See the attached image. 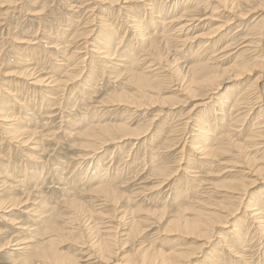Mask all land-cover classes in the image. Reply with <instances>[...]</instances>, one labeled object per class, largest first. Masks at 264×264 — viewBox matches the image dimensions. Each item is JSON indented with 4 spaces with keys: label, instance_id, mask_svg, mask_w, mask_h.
Masks as SVG:
<instances>
[{
    "label": "rangeland",
    "instance_id": "374dc122",
    "mask_svg": "<svg viewBox=\"0 0 264 264\" xmlns=\"http://www.w3.org/2000/svg\"><path fill=\"white\" fill-rule=\"evenodd\" d=\"M159 2H167L165 8H171L169 14H161L168 21L180 18L179 22L184 23L181 21L184 17L180 16L186 10H190L202 20L194 23L193 29L185 31L182 39L187 38L189 42L183 51L177 41H174L168 49L169 56L161 64L155 63L153 66L150 63L152 60H144L141 57L142 45L145 42L135 39L133 27H128V22H131L130 26L136 23L129 15L135 20H143L142 24L147 32L159 25V19L152 18L150 10L142 6L141 0H129L127 4H122L120 0L119 5H113L110 0H0V115L2 108L10 115L7 121L0 117V126L5 124V127H0V182L8 180L9 183H14L12 187L0 191V207L7 210L0 211V264H75L55 261L43 263L41 260L32 259L28 251L16 253L13 251L16 248L14 243L8 244V241L13 239L20 242H39L41 234L46 230L45 225L37 220L42 217V212L52 213L56 218V224L63 230L56 238L55 246L68 258L77 260L76 264H127L132 260L138 262L143 254L162 257L172 253L194 251L193 259L190 258L185 264H208L209 260L210 264H240L235 257L240 251V245L235 242L237 238L234 239L233 228L242 226L243 233H246L248 228L254 225L250 217L245 219V215L250 213V209L252 211L260 207L259 203H264V183L251 189L250 195L245 196V203L251 201V205L256 207L247 209L245 203L242 204L237 218L231 219L220 229L222 235H215L205 246V237L200 233L192 230L173 233L167 232V228L173 219H194L195 209L214 211L213 205H197L198 198L205 200L207 204L231 203L227 198L230 194L224 190L234 182H248L252 176L245 173H250L256 165H264V152L257 149V146L245 152L251 154L250 160L234 158L231 149L225 156L210 162L208 166L200 165L190 143L194 132L201 133L197 130L209 128L214 131L229 126L231 106L240 97L243 98L241 109L233 115H238V122L234 124V131L231 132L233 135L230 136L234 144L247 146L245 140L249 130L257 120L259 108L264 107V93L262 99H258L259 90L253 88L250 90L252 93L247 91L249 84L259 75L258 71L238 80L226 83L222 80H226L230 67L236 61L254 60L256 54L264 58V45L251 44L257 41L254 38H258L256 33L262 29L264 31L263 7L258 2L241 5L239 1L238 12H243L244 16L238 20L236 13L229 7L233 0L213 1V8H205L202 0H178L174 7L172 5L175 0ZM216 6H219V10L213 12ZM157 10L160 8L157 7ZM104 20H108L116 31V36L112 30L107 33L108 36L114 33L109 46L113 48L114 41L117 42L122 37L120 49L128 50L127 45L131 43L137 56L133 58L136 60L134 65L122 67L120 63L123 62L118 61L119 56L124 54L118 51L115 56L117 58L107 60L110 65L117 62L120 66L108 65L104 70L101 57L92 53V49H96L92 44L98 46L96 41L101 30L99 26ZM219 27L220 32L213 40L214 46L209 50L200 49L198 36H201L202 40ZM101 41L102 44L108 43ZM229 43L232 46L220 55L222 57L225 54L219 64L221 68L217 69L219 74L225 76L217 82L221 89L214 94L213 103L205 106L197 115L199 110L196 111L195 102L181 91L186 86V80L174 73L178 68L186 69V65L193 61L203 60L216 46L222 49ZM246 45H253L254 48L248 50L249 48L244 47ZM221 49L219 53L222 52ZM174 57L175 63L167 61ZM69 58L76 61L71 67H75L73 75H78L82 69L85 70L79 75V80L73 81L75 83H71L66 89L62 85L55 87V83L48 85V79H63L64 72L61 73L59 65L73 64L68 61ZM84 58L85 60H82ZM90 69L95 70L90 74ZM102 71L105 72L104 77L100 75ZM129 71L146 74L147 83L156 86L163 97H168L171 102L148 104L136 109L117 105L112 95L124 92L136 94V88L128 82ZM88 75L97 76L92 81V86L84 85ZM41 79L43 81H39ZM84 86L88 87L87 90L83 89ZM217 112H221V115ZM263 117L262 114L261 122H264ZM98 123H126L132 131L139 132L142 136L119 143L122 146L126 144L121 147L122 152L116 150L120 148L117 143L115 145L114 142H109L99 148L93 163L89 162V169V163L78 168L77 158L85 150L87 134H93L91 128ZM6 129L11 133L17 131L18 134L21 131L20 140L27 136H31V139L25 144H21L20 140L12 141L6 136ZM33 130L36 133L32 132ZM115 134L121 136L123 133ZM185 136H188L187 140ZM126 153L130 154L127 159L124 157L128 156ZM151 158L156 159V163ZM124 159L129 160L128 170V163H125ZM103 166H109L111 178L115 177L113 169L116 167L124 173L122 180L110 184L120 193V199L114 206L103 205L93 197L92 189L96 185L91 180L98 176V171L102 172ZM150 166H157L155 171L159 168L166 169L168 173H173L175 178L159 187L157 185L160 179L155 172L152 173L154 168L151 170ZM194 168H198V174L192 173V176L196 175V180L188 174L189 171H194ZM103 194L102 192L98 196ZM36 202H39V206ZM72 203L82 204L86 211L74 216ZM8 208L13 209L8 211ZM3 218H8V221ZM45 220L41 219L43 222ZM132 221L139 223L135 232L132 231ZM19 226L25 229H16ZM109 229H112L110 234L115 236L112 246L114 254L105 262L100 257L99 248L94 245L110 235L107 232ZM31 230H34V233L30 235L28 233ZM250 230L255 232V227ZM68 231L73 234H68ZM258 237L249 243L250 249L246 248L247 253L244 255L249 258L248 264H257L258 253L264 252L263 238ZM47 238L49 237L46 236ZM30 255L31 260L28 259L27 262Z\"/></svg>",
    "mask_w": 264,
    "mask_h": 264
},
{
    "label": "bare ground",
    "instance_id": "6f19581e",
    "mask_svg": "<svg viewBox=\"0 0 264 264\" xmlns=\"http://www.w3.org/2000/svg\"><path fill=\"white\" fill-rule=\"evenodd\" d=\"M110 1L112 3H114L113 5H115V4L119 5V2H120V0H110ZM128 1L129 0H124V1L122 0V4H127ZM141 1L143 2L142 6L144 8L146 7L147 10H150V14H151V16H153L152 18L159 19V21H158L159 25L154 26L153 27L154 29L152 31L147 32L146 31L147 29L144 28V25L142 24L144 22L143 20L142 21H138L137 19L135 20L133 16L129 15L130 19L136 23H134L133 26H130L131 22H128L129 23L128 27H133V29H134L133 32H135L134 35H136L135 39L142 40L143 42H145V44L142 45L143 55L141 57L144 58V60L145 59L152 60L150 62L152 65L153 64L156 65L157 63L161 64V62L169 56L170 53H169L168 49H170L171 44L174 41H177V44L182 48L181 51H183L187 47L189 40L187 38L182 39V37H184L185 31H189L191 28L193 29L195 27L194 23H196L197 21H201L202 19L199 16H196V15L194 16L190 10H186L180 16V17H184V18H182L183 20H181V21H184V23L179 22L180 18H177V19L174 18L173 20L168 21L167 19H164V15L163 16L161 15L162 12H165L164 14H167V13L169 14V12H170V9H171L170 6L165 8L167 2L166 3L165 2L160 3L159 2L160 0H141ZM165 1H167V0H165ZM177 1L175 0V2L172 5L173 7L178 3ZM213 1H216V0H202L203 6H205V8H213L215 6L214 4L211 3ZM239 1L241 2L240 3L241 5L242 4L247 5V4H252V3L258 2V3H260V6L263 7V12H264V0H233V2H231V5L229 7H230L231 11H234V13H236V17L238 18V20L242 19L244 16L243 12L242 13L238 12L239 6H237V5H238ZM137 7H139V6H137ZM157 7L160 8V10H157ZM119 8H120V6H119ZM124 8H128V7L126 6ZM216 9L219 10V6H218V8L216 6L212 11L214 12ZM232 15H233V13H232ZM144 17H145V15H144ZM233 19H234V17H233ZM92 23H94V22H92ZM125 23H127V22H125ZM97 24H95V25H97ZM224 25L225 24H223V26ZM99 28L101 30L99 31V35L97 36L98 40L96 41V45H98V46H95V44H92L93 48H96V49H92L93 50L92 53H96L101 57L100 60H102L103 67H105L104 70H106V68L109 66L117 67V66H120L122 64L121 66L125 67V66L134 65L136 60H134L133 58H134V56L135 57H137V56H136V53L132 50L133 45L131 43L129 45H127L128 50H125V51H123L124 49H120L119 46L121 45V43L123 41V39H122L123 37H122L121 39H118L117 42L114 41L115 44H114V46H112L113 48H111V46H109V44L111 45L110 42L112 41V38L114 37V35H113L114 33L116 36L115 28L113 27V25L111 23L110 24L108 23V20H104V21L100 22ZM220 29L221 28L219 27L217 30L212 31L209 35L204 36L202 38V40H200L201 36H198L199 38H197V43H198V45H200V49H206V50L208 49L209 50L210 48H212L214 46L213 40L215 39L217 34L220 32L219 31ZM110 30H112L114 33H111L110 34L111 36H108L107 33H110L109 32ZM79 31H80V29H79ZM125 33H126V31H125ZM124 35H126V34H124ZM256 35H258V38L257 37H254V38L257 41L251 42V44H255V45L257 44V46L259 44L264 45V31H263V29L259 33H256ZM247 36L249 37L250 35L247 34ZM101 40H104L108 43L106 44L103 42L104 44H102ZM250 45H248V46L246 45L244 47H247V48H249L248 50H251L252 48H254V46L253 45L250 46ZM231 46L232 45L230 43L222 49L219 48L218 46H216V48H214V50L212 52H210V55L207 56L206 58H204L203 60L200 59L197 61H193L192 63H190V65L189 64L186 65V67H185L186 69H184V67H182L181 69L178 68L174 73L176 76H178V77L182 76L184 78L183 80H186V86L183 87L181 91L185 96H187L189 99H191L192 101L195 102L194 107L196 108V111L199 110L197 115H199L201 113L202 109L205 106H208V105L213 103L214 100H212V99L213 98L215 99L214 94H216L221 89L220 85H218L217 82L219 79L225 78V76L219 74V71L217 69L221 68V65H219V64H220V62H222V57H224L225 54L222 57H220V55L222 53H225L223 51L224 50L226 51V49L230 48ZM257 46L255 48H257ZM220 49L222 52L219 53ZM118 51H122V53L124 54V55L119 56V61H118V62H123V63H120V65H117L118 63L116 62L115 64L112 63L110 65V62H108L107 59L111 60V59L117 58L115 56H116V54H118ZM256 51H257V49H256ZM71 59L68 61L71 62L72 60H74V58L72 60ZM76 59H78V58H76ZM170 59L171 58H169L167 61L170 63L176 62V57H174L171 61H170ZM82 60H85V58ZM72 62H73V64L72 63L71 64L61 63L59 65V68H61V73L64 72V73H62L63 79L62 80L56 79L55 81H51V79H48L50 81L48 83V85L55 83V85H56L55 87L62 85L65 88L68 85H70L71 83H75L76 81H78L79 80L78 77H80L79 75L83 74L84 73L83 71H85V70L82 69V71L80 70L81 72L79 71L80 73L78 75H73L74 74L73 72H75V70H74L75 67H73V68H71V67L74 66V64H76V61L75 62L72 61ZM79 62L81 63L80 60H79ZM64 64H66V65L64 66ZM62 65L64 67H62ZM82 66H84V64ZM85 68H87V66ZM68 69H70V70H68ZM129 69H131V68H129ZM94 70L95 69H90V74ZM254 71L255 72L258 71L259 75L256 77V80L253 83L249 84L250 85L249 87L247 86L248 89L247 88L246 89L250 93H252V91H250V90L253 88L255 90H259L257 92V94H259L258 99H262V97H263L262 95L264 93V92H262L263 88H264V58H263V56H260L259 54H256V59H254V60L236 61L235 63H233L229 69L230 73L227 74L226 80H222V82L224 81L223 83H226V82H230L232 80H238L240 78H243L247 74L253 73ZM129 72L130 73L128 75V77H129L128 82H130L132 85H134V87L136 88V94L130 95V94L124 92V93H121L118 95H112L114 98V102H116L117 105L122 104V105H126L130 108L135 107V109H136V108H139L141 106L148 105V104L149 105L159 104V103L160 104H167V103L171 102L168 97H163V95L161 94V91L158 90L156 86H150L147 83L146 74L136 73V72H132V71H129ZM28 73H30V72H28ZM93 74L96 75L95 73H93ZM100 75H101V77H104L105 72L102 71V74H100ZM95 77H97V76H92V75L86 76V79L87 78L88 79L86 80L87 82L84 85L92 86V84H93L92 81L95 80ZM39 81H43V80L41 79ZM73 81H75V82H73ZM87 88H88L87 86H84L83 89L87 90ZM80 92L83 93V91H80ZM49 98H51V97H49ZM242 99H240V97H239V99L237 98L234 101V103L232 104L231 110H230L231 115L229 117L230 123H229V126L225 127V129L217 128L218 126H216L217 130H214V131L209 129V128H207V129L202 128V130H197L198 132H201V133L195 134V132H194V135L191 136L192 142H190V143L192 145V151L194 153H196L197 156L196 155L195 156L198 159L197 161L200 162V165L208 166L210 164V162L217 160L222 156H225L227 153L230 152L231 149L234 152V153H232V156L234 158H244L245 160L252 159L251 154H245V152L246 153L249 152L251 149H254L256 146L258 147L257 149L264 152V139L261 138V137H264V122H261L262 114L264 116V112H263L264 107L263 106L259 108V110L257 112V114H258L257 120L252 124L251 130H249L250 133L248 134V136L245 140V142L247 143V146L241 147L237 144H234V142L231 138V136L233 135V134H231V132L234 131L233 126L235 123L238 122V120H237L238 115H235L237 118L233 117V115L235 113H238L239 109H241L240 105H241ZM244 100H246V99H244ZM257 101H256V103H257ZM5 110L6 109L2 108V112H1L2 115H0V117L3 121H7L10 118V115L7 114L5 112ZM220 110H222V109L220 108ZM193 111H195V110H193ZM253 112H255V110ZM176 113H178V112H176ZM217 113L219 115H221V112H217ZM239 115H240V113H239ZM174 118L177 119V117H174ZM178 123H177V125H178ZM182 124H183V122H182ZM185 125H186V123H185ZM1 126L5 127V124L2 123ZM184 127L186 128L187 126H184ZM190 128H192V127H190ZM91 130L94 131V133L93 134H87L86 145L84 146L85 150H84L83 154H80V156L77 158L78 159V168L85 167L89 162L93 163L94 159L97 157V154L99 153V148H102V146H104L106 144L108 145L109 142H114V144L117 143L119 145V143H121L122 141L124 142L128 139H131V138H134V140H135V139H138L140 136H142L139 132L132 131L126 123L113 124V125H108V124L102 125L101 123H98L96 125H93ZM32 132L36 133L34 130ZM115 132H120L123 134L121 136H116ZM172 132H173V130H172ZM219 132L221 134H218ZM6 133H7L6 136H9V138L12 141L20 140L19 137L21 135L20 134L21 131H19V134H18L17 131L11 133L6 129ZM191 134H192V132H191ZM187 137L185 136L186 140H187ZM30 139H31V136H27L25 139L20 140V143L21 144L28 143L30 141ZM256 141H258V142H256ZM176 143H177V140H176ZM184 144H183V146H184ZM125 145H123V146H125ZM123 146L119 145L120 148H117L116 150L118 152H122L123 150L121 149V147H123ZM183 148L184 147H182V149ZM173 149H174V147H173ZM187 149H188V147H187ZM181 151H179V152H181ZM182 152H184V150ZM123 153L125 154V152H123ZM127 153H130V152H127ZM127 155L128 156H124L126 159L130 157L129 156L130 154H127ZM183 157H184V155H183ZM126 159H124V161H125V163H128L129 160L127 161ZM151 159L154 162L156 161V159L155 160L153 158H151ZM128 166H129V163L127 164L126 168ZM89 167H90V163L87 166V168L89 169ZM150 167H152V166H150ZM156 168H157V166H154L150 169L151 170L153 169L152 173L155 172L157 178L160 179V182L158 183L157 186L162 187L164 184H167L171 178L174 177L173 173L172 174L168 173V171H166V169L159 168L158 171H155ZM197 169L198 168H194L193 169L194 171L191 170L188 172V174L191 175V177H194L195 180L197 178L196 175L195 176H192V175L196 174L198 172V171H196ZM109 170H110L109 166H103L102 172L98 171V174H97L98 176L96 178H93V180H91V182L96 185L92 189V191L94 193L93 197H95L96 201L102 202L101 204H103V205L110 204L111 206H114L118 203V201L120 199V193H118V191L116 189L112 188V186L110 184L113 182H117V181L122 180V176L124 175V173H123V170H121L119 167H116L113 169V173H114L115 177L111 178ZM127 170H128V168H127ZM245 174L251 175L252 179H249L248 182H245V181H242V182L240 181L241 183L234 182L232 186H228V189L224 190L226 193L230 194V196L227 195V198L231 200V201L228 200L231 203H229V204H227V203L226 204H207V202L205 200L198 198V200L196 201L197 205H201L203 203L206 205H209V206L213 205L212 209H214V211L204 210L203 208L195 209L194 210V219L186 218L183 221H181L179 219H173L169 222V225H168L169 228H167V232L183 233L185 230H192L194 232L200 233V234H202V237H205V241H204L205 243L203 244V246L210 243L215 235L221 236L222 231L220 229L222 227H224L227 223H229L231 219L237 218L241 205L244 204L245 201H247V200H245V196L248 195L249 192L252 191L251 189L255 188L260 183H264V177H263L264 176V165L263 164L262 165H256L253 168V170H251L250 173H245ZM60 179L62 180L63 177H61ZM161 179H162V181H161ZM198 183H200V182H198ZM201 183L203 185V182H201ZM13 184L14 183H9L8 180H6L5 182H2L0 184V189H1L0 191L3 192L5 188H7V187L10 188V187H12ZM40 184H42V183H40ZM197 185H199V184H197ZM35 187H37V186H35ZM37 188H39V186ZM102 192L104 193L103 196L102 195L98 196V194H101ZM251 203H252L251 201H248L247 203H245L244 206H246L247 209L252 208V207L253 208L256 207V205H251ZM37 204L39 206V202ZM259 205H260V207L257 206L258 208H255L252 211L250 209V213L247 216L245 215V217H246L245 219L250 217V219L252 220V223H254V225L252 227L250 226L248 228V232L243 233L242 226H238L239 228H237V227L233 228L232 234L234 235V239L237 238V240H235V242L240 245L238 248L240 251L235 254L236 255L235 257L238 258V260L240 261V262L237 261V263L248 264L247 259H249V258H247V255H244V254L247 253L246 248H249L248 246H251V244L249 245V243L251 241H253L254 238L260 236L258 238H261V239L263 238L262 242L264 243V203H259ZM72 207L74 208V210H73L74 216H77L78 213L86 211V209L82 206V204H79V203H72ZM8 209H10L8 211H11L13 208H8ZM0 211H7V210H5L3 207H0ZM40 214L42 217L40 219H37V220L39 223L42 222L45 225L44 229H46V230L44 233L41 234V239L39 240V242L31 241V240H22L20 242V241L13 239L11 241H8V244L14 243L13 245L16 246V248L13 251H16V253H20V254L28 251L32 255V257H33L32 259L41 260L43 263L55 261V262H61V263H75L76 264L77 260H75L74 258H68L64 253L60 252L57 249V247L55 246V240L57 237H59L61 235V232L63 230V229L61 230L59 228V226L56 224V218H54L52 216L53 215L52 213L42 212ZM43 218L46 219L44 222L41 221V219H43ZM3 220L7 222L8 218H3ZM245 222H246V220H245ZM130 223L132 224V231L135 232L139 228V223L136 221H132ZM253 227H255V232H252L250 230ZM16 229L24 230L25 228H23V226H19ZM114 229H115V227L113 228V230ZM107 232H108V234H110L112 232V229H109ZM33 233H34V230H31L30 233H28V234L31 235ZM67 233L73 234V232H71V231H68ZM114 234H116V233H114ZM128 234H130V233H128ZM46 236L49 238L46 239ZM114 237L115 236H112L111 234L107 235V237H105L102 240L100 239L98 241V243H96L94 245V247L99 248L100 257L102 258V260H105V262L109 261L110 256L114 254V250L112 247ZM102 238H103V236H102ZM261 245H262V243L259 244L258 246L261 247ZM263 247H264V244H263ZM254 249H252V250H254ZM256 250H258V249H256ZM194 252H192V253L178 252V253L169 254L168 256H162V257H158L155 254L154 255L143 254V255H141V258L138 262L132 260V261H128L127 264H185L190 258L193 259L192 256L195 254ZM249 252L250 251H248V253ZM12 253H14V252H12ZM260 253L261 252L258 253L257 264H260V263L264 264V252L261 254ZM31 255L27 258V262L29 260H31ZM204 262H205V260H204ZM210 262L211 261L209 260L208 264H210ZM232 263L233 262H231V264Z\"/></svg>",
    "mask_w": 264,
    "mask_h": 264
}]
</instances>
